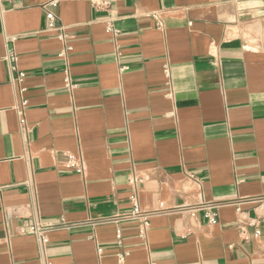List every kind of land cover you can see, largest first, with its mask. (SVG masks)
<instances>
[{"label": "crops", "instance_id": "crops-1", "mask_svg": "<svg viewBox=\"0 0 264 264\" xmlns=\"http://www.w3.org/2000/svg\"><path fill=\"white\" fill-rule=\"evenodd\" d=\"M50 1L0 0V264H264V0Z\"/></svg>", "mask_w": 264, "mask_h": 264}, {"label": "built area", "instance_id": "built-area-1", "mask_svg": "<svg viewBox=\"0 0 264 264\" xmlns=\"http://www.w3.org/2000/svg\"><path fill=\"white\" fill-rule=\"evenodd\" d=\"M57 3H58V0H51L49 2V5L55 6ZM91 3L94 7L99 8V9H107V8H109V5H110V3L108 1H104V0H99V1L91 0ZM46 18L48 19L49 27L51 28L53 26L52 25L53 15L47 14ZM108 28L110 29L109 25H108ZM8 58L10 61H12L14 59L12 56H10ZM19 76H20V78L22 77V75H19ZM65 83H66V87H68V88L71 87L68 77H66ZM23 122L24 121L20 118L19 119V125L22 126ZM63 156L65 159L63 166L66 170L73 171L78 175L84 174V163L79 157H75L74 155L69 154V153H64ZM137 183H141V180L136 179V178L130 179V184L135 185ZM131 204H132L131 211L127 215L117 217L111 221L113 224H115L117 226L116 227L117 228L116 229V236H115L116 244H120V241H121V232H120V229L118 228V224L121 221H125V220L136 221L138 223V229H139L138 235L140 238H144L148 229H149L150 219L153 216L158 215L159 213H161L163 211L162 205H160L158 207V209H156V210H142L139 207L136 195H133L131 197ZM212 208H213L212 205L204 206V209L206 211L205 216L207 218L209 225H213L216 222V215L212 212ZM237 212H239L238 208H237ZM249 226L254 228V231L251 234H249L246 230L247 227H249ZM30 229L36 238V241H37V244L39 247V251H40V253H42L43 247L47 241L46 240V234L49 230V227H47L46 225H41L39 222L35 221ZM238 234H239L240 239L245 241V242L250 240V239L256 240L260 236V229L258 228L256 223H250V224L239 223L238 224ZM97 253H98V255H101V249L100 248L97 249ZM40 264H49V263L41 260ZM117 264H124V255L118 256Z\"/></svg>", "mask_w": 264, "mask_h": 264}]
</instances>
